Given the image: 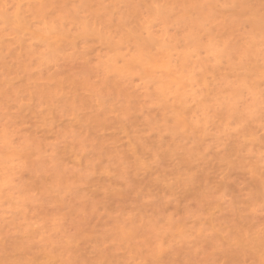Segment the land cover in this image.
Returning a JSON list of instances; mask_svg holds the SVG:
<instances>
[{
    "label": "rangeland",
    "instance_id": "1",
    "mask_svg": "<svg viewBox=\"0 0 264 264\" xmlns=\"http://www.w3.org/2000/svg\"><path fill=\"white\" fill-rule=\"evenodd\" d=\"M0 264H264V0H0Z\"/></svg>",
    "mask_w": 264,
    "mask_h": 264
}]
</instances>
